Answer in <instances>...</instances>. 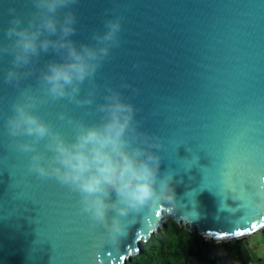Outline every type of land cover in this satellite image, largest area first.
<instances>
[{"label":"water","instance_id":"95a60500","mask_svg":"<svg viewBox=\"0 0 264 264\" xmlns=\"http://www.w3.org/2000/svg\"><path fill=\"white\" fill-rule=\"evenodd\" d=\"M69 10L77 43L94 44L116 18L121 42L97 71L92 105L47 99L35 114L71 140L61 112L94 123L107 89L121 91L140 130L163 143L160 175L174 173L178 202L130 217L127 234L109 240L81 211L78 193L29 170L32 153L18 145L30 138L7 128L21 90L5 81L13 57L0 55V264H127L169 221L219 243L264 230V0H78L58 16ZM36 11L32 0H0V43H10L14 16L27 26ZM37 75L22 87L36 90ZM92 87L86 80L80 98Z\"/></svg>","mask_w":264,"mask_h":264},{"label":"clouds","instance_id":"9594fccd","mask_svg":"<svg viewBox=\"0 0 264 264\" xmlns=\"http://www.w3.org/2000/svg\"><path fill=\"white\" fill-rule=\"evenodd\" d=\"M37 11L24 26L14 16L6 35L10 43H0V55L13 57L5 81L21 89L12 102L7 128L12 137L30 139L19 144L21 151L32 153L29 170L40 177H55L80 196L81 211L104 229L106 237L119 241L128 231L130 217L174 199V173L160 175L162 157L159 138L140 130L136 106L121 91L109 87L104 102L96 106L100 118L94 123L75 120L65 112L59 119L74 127L75 136L67 139L60 131L35 114L47 99L67 98L77 105H92L96 95L98 69L120 44V18L104 22L105 31L95 32L94 44L77 43V17L69 10L60 18L61 9L71 8L78 0H32ZM14 13L15 9H10ZM48 53L55 57L43 65ZM37 75V89L22 87L23 81ZM93 87L80 98L82 85ZM123 88L130 85L124 83ZM138 91V90H137ZM37 92L42 95H37ZM44 141V151H39ZM178 202V201H177ZM256 241L251 242L255 248ZM264 259V246L257 253Z\"/></svg>","mask_w":264,"mask_h":264},{"label":"trees","instance_id":"16d2710c","mask_svg":"<svg viewBox=\"0 0 264 264\" xmlns=\"http://www.w3.org/2000/svg\"><path fill=\"white\" fill-rule=\"evenodd\" d=\"M243 245L244 239L221 243L207 240L169 221L127 264H264L263 260L247 259Z\"/></svg>","mask_w":264,"mask_h":264},{"label":"rangeland","instance_id":"374dc122","mask_svg":"<svg viewBox=\"0 0 264 264\" xmlns=\"http://www.w3.org/2000/svg\"><path fill=\"white\" fill-rule=\"evenodd\" d=\"M256 241V246H251L252 241ZM264 246V230L256 232L244 239L243 252L247 259L252 261L263 260L257 253L261 251V247Z\"/></svg>","mask_w":264,"mask_h":264},{"label":"snow or ice","instance_id":"6c2138e0","mask_svg":"<svg viewBox=\"0 0 264 264\" xmlns=\"http://www.w3.org/2000/svg\"><path fill=\"white\" fill-rule=\"evenodd\" d=\"M156 215L159 216L160 213L157 212ZM262 226H264V225H262ZM256 227H257L256 224H252L250 228H242V229H240V230H236L235 235H241V234L243 233V231H251L252 229H255ZM138 238H139V237H138ZM136 251H138V249H137ZM129 254H130V253H129ZM125 259H127V256H121V261H123V260H125Z\"/></svg>","mask_w":264,"mask_h":264}]
</instances>
